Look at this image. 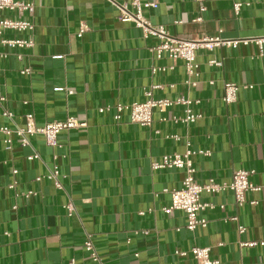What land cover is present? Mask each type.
<instances>
[{
  "label": "crops",
  "instance_id": "crops-1",
  "mask_svg": "<svg viewBox=\"0 0 264 264\" xmlns=\"http://www.w3.org/2000/svg\"><path fill=\"white\" fill-rule=\"evenodd\" d=\"M19 1L33 3L34 14L3 15L31 21L34 31L5 36L31 38L35 46L0 49L8 54L0 59V97L22 128L26 114L34 115L37 126L75 117L88 127L63 132L62 148L48 147L39 135L30 138L31 146L14 136L9 147L0 133V264H98L84 248L87 235L102 264H198L176 255L195 246L210 248L219 264H264V192L247 194V201L257 204L245 207L236 205L230 191L203 194V202L217 207L201 214L206 228L190 232L184 212L163 211L171 205L165 191L180 189L185 172L153 169L164 156L191 151L201 184L230 183L235 172L247 170L254 184L264 186V55L255 44L226 45L264 38V0H141L157 4L143 16L169 37L220 41L197 50L199 76L193 78L183 61L166 53L158 59L153 48L161 40L145 37L134 22H122L113 2ZM236 4L243 5L239 14ZM82 23L89 29L80 38ZM153 68L167 71L153 74ZM26 69L31 74L23 76ZM226 83L241 87L230 105L223 100ZM152 86H161L154 92L157 99L201 101L194 110L203 118L188 126L175 123L173 117L183 114L175 107L156 111L152 127L145 128L131 124L128 113L120 123L115 111L99 113L144 102ZM8 125L0 119V128ZM35 153L40 159L29 161ZM55 165L63 191L42 179ZM69 201L75 206L72 217L65 209ZM234 216L244 234L238 223L226 221ZM243 242L258 245L244 248Z\"/></svg>",
  "mask_w": 264,
  "mask_h": 264
},
{
  "label": "built area",
  "instance_id": "built-area-1",
  "mask_svg": "<svg viewBox=\"0 0 264 264\" xmlns=\"http://www.w3.org/2000/svg\"><path fill=\"white\" fill-rule=\"evenodd\" d=\"M113 2L120 12V20L122 22H134L139 28H141L145 34V37L155 36L161 41L159 45L153 48L157 58L161 59L164 53L173 60H181L185 63L187 74L190 78L198 77L199 65L196 62V53L202 47L212 49L213 39H204L202 42H194L189 40H178L171 38L168 32L163 28H155L149 24V22L143 16V10L148 8H156V3L143 4L141 0H108ZM203 0H199L202 2ZM242 4H236L234 10L237 14L242 10ZM205 9L202 7L201 11ZM10 12L19 16L25 14L33 15L35 12V5L33 3L23 2L19 0H0V49H30L35 46L33 39H10L5 35L8 32L15 33H32L34 31V24L31 21L21 20L18 18H5L3 13ZM198 22L202 20L198 18ZM88 26L84 23L81 24L78 37H82L83 34L88 31ZM240 44L245 46L249 44H255L260 50V56L264 55V38L244 39L227 42L228 47L237 48ZM8 54L0 51V59H7ZM22 56L19 55V59L22 60ZM210 65L216 67H222V63L218 61H211ZM153 74L165 73L167 68H153ZM23 76L31 74L30 69L23 70L21 72ZM161 86H152L150 90L146 92V100L144 102L132 103L129 105L118 104L116 106H108L100 108L99 113L104 114L106 112L115 111L114 120L120 123L124 113L129 114L130 122L134 125H139L145 128H151L154 122V113L159 111L165 113L175 107H182L183 114L179 117H173L175 123L183 125L196 124L203 115L195 112L194 107L199 106L201 101L192 100L185 97H178L175 99L154 97L155 90L160 89ZM224 102L227 105L233 104L237 101L238 92L241 87L235 84L226 83L225 86ZM7 99L0 97V119L6 118L10 121L11 125L3 126L0 128V133L5 137V143L9 147L13 144L14 136L21 140L22 146H31V139L34 136H42L45 142L50 148H62L59 144V136L63 132H69L72 130L84 129L88 125L86 122H82L75 117H69L64 121H56L46 123L44 126H37L33 114H26V125L24 128L18 126L15 121V115L6 107ZM204 155H210L209 152H201ZM193 152L188 151L183 155L164 156L162 162L153 164V169H177L185 172V179L180 189L173 191L166 190L165 192L171 195V205L165 208L163 211L167 215L173 214L175 211H182L187 216L186 229L190 232H195L198 228H206L209 224L208 220L201 217V214L207 210H214L217 206L214 203H205L201 200L203 194L219 195L225 192H232L235 197V202L238 207H245L247 204L256 205L257 202H248L247 194L264 192V186H259L251 181L253 172L247 170H240L234 173L230 183H217L215 180H210L207 183L201 184L197 182L195 175L197 170L194 166L192 157ZM56 158V157H55ZM29 161L39 160L40 155L35 153L27 158ZM19 171L14 170V176L18 175ZM52 182L56 189L65 190L61 181L60 168L55 165L53 169L49 170V173L42 177ZM12 188L14 187L11 186ZM65 209L70 217L75 213V206L72 201H69L65 206ZM224 209V206H221ZM227 222L238 223V232L244 234L246 228L239 225V217L234 216L228 218ZM256 242L242 243V247L257 246ZM84 248L91 254V258L95 263L102 264L100 256L94 246L92 237L87 235V239L84 243ZM176 255L181 257L191 256L198 264H219V261L212 259L211 249L206 247H193L189 252H177ZM71 264H74L72 262ZM245 264V263H242Z\"/></svg>",
  "mask_w": 264,
  "mask_h": 264
}]
</instances>
